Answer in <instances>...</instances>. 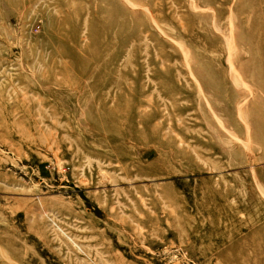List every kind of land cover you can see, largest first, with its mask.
<instances>
[{
    "label": "rangeland",
    "instance_id": "obj_1",
    "mask_svg": "<svg viewBox=\"0 0 264 264\" xmlns=\"http://www.w3.org/2000/svg\"><path fill=\"white\" fill-rule=\"evenodd\" d=\"M0 264H264V0H0Z\"/></svg>",
    "mask_w": 264,
    "mask_h": 264
}]
</instances>
